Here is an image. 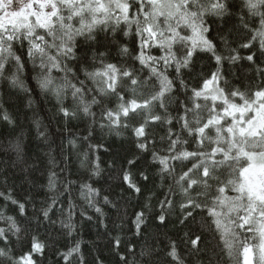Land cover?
Here are the masks:
<instances>
[{"label": "snow or ice", "instance_id": "1", "mask_svg": "<svg viewBox=\"0 0 264 264\" xmlns=\"http://www.w3.org/2000/svg\"><path fill=\"white\" fill-rule=\"evenodd\" d=\"M232 18L250 36L232 47L230 33H221L220 50L209 38L210 20ZM257 43L264 55V0H0V79L30 92L21 78L26 56L39 70L38 87L56 97L63 117L82 115L101 129L131 128L135 148L151 151L170 178L156 220L168 223L179 195L184 252L169 239L167 264H264V79L254 90L236 86L225 67L245 59L255 63ZM240 49L250 54L241 56ZM198 52L211 55L214 71L196 73ZM259 72L264 77V69ZM69 95L70 106L65 104ZM0 119L15 124L3 108ZM156 125L168 126L160 138L167 146L159 152L151 134ZM94 147L100 145H89ZM14 148L22 158L20 138ZM138 159H129L122 172L123 182L137 194L141 188L131 169ZM94 167L99 174V163ZM56 175L49 176L50 188L56 187ZM139 176L149 179L144 172ZM0 198L15 205L19 217L27 216L30 198L18 200L11 191L0 192ZM50 210H40L37 226L40 217L50 220ZM201 214L203 224L197 221ZM0 224V264H42L45 243L4 210ZM132 224L134 235H142L145 212H137ZM205 231L212 232L215 244L206 241ZM112 245L122 264H129L119 254L121 239L114 237ZM159 251L145 245L141 260L131 264H154ZM59 255L65 264L74 256L86 264L78 242Z\"/></svg>", "mask_w": 264, "mask_h": 264}, {"label": "trees", "instance_id": "2", "mask_svg": "<svg viewBox=\"0 0 264 264\" xmlns=\"http://www.w3.org/2000/svg\"><path fill=\"white\" fill-rule=\"evenodd\" d=\"M210 23L212 30L209 38L219 45L220 50L223 49L219 39L221 33H230L232 47H238L250 36L235 18L210 20ZM252 51L256 53L255 63L245 59L238 61L236 66L225 67L232 83L254 90L264 79L259 72L264 69V55L258 43ZM248 54V49H240L241 56ZM24 59L21 78L30 92L0 79V108L6 109L15 121L14 125H10L0 119V192L11 191L21 201L30 199L27 200L26 217H19L16 206L6 198H0V210L16 216L22 228H27L46 244L42 264H65L59 253L66 252L77 242L86 264H122L112 245L114 237L121 239L119 254L126 256L129 264L134 258L141 260L139 253L145 245L160 249L154 264H167L165 251L169 239L177 240L183 253L184 245L180 240L183 232L177 224L181 197L177 195L176 204L169 209L167 224L160 225L156 220L160 211L159 202L164 198L170 178L166 179L160 172V166L152 160L151 151L143 153L135 148L131 128L101 129L82 115L67 120L58 110L56 97L38 87L35 77L39 70L27 61L26 56ZM194 59L197 74L206 75L215 70V61L209 53L198 52ZM196 83V80L192 81L193 85ZM71 103L69 95L65 104L70 106ZM94 111L99 113L98 109L94 108ZM167 127L156 125L151 128L158 152L167 146L166 141L160 140ZM91 129H94L92 135L84 140L83 137L89 136ZM17 138L22 141V158H18L14 148ZM90 144L100 147L90 149ZM149 147L151 149L152 146ZM135 157L139 159L131 171L141 188L139 194L129 190L122 180V172L128 167L127 161ZM96 163L100 166L99 174H94ZM52 172L57 174L54 189L49 187ZM140 172L148 175L149 179L142 180ZM89 188L98 194L89 192ZM49 206L50 220L40 217L37 226L36 217L40 210ZM97 208L101 211L97 212ZM140 211L146 214L147 226L143 234L137 236L134 235L132 221ZM197 221L203 224L204 215H198ZM65 225H71V229ZM204 227L207 228V225ZM204 234L206 241L212 240L215 244L211 231ZM12 240L15 241V237ZM14 247L19 250L20 245L15 244ZM129 248L133 249V254L129 253ZM71 264H79L75 256L71 258Z\"/></svg>", "mask_w": 264, "mask_h": 264}]
</instances>
